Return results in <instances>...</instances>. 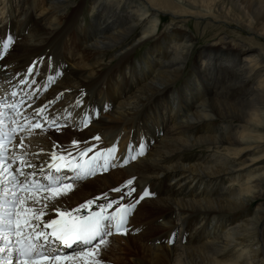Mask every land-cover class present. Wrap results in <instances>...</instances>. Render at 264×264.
Instances as JSON below:
<instances>
[{
	"label": "bare ground",
	"instance_id": "6f19581e",
	"mask_svg": "<svg viewBox=\"0 0 264 264\" xmlns=\"http://www.w3.org/2000/svg\"><path fill=\"white\" fill-rule=\"evenodd\" d=\"M83 5L88 26L77 24ZM8 36L16 39L3 53ZM0 53L3 89L18 86L36 110L47 105L45 115L66 124L60 134L24 137L34 169L53 150L86 147L116 145L118 162L147 137L143 157L49 204L71 211L105 193L116 199L112 189L133 177V198L153 194L128 234L113 237L123 242L100 251L102 264L120 251L126 264H264V0H0ZM57 63L62 74L45 88Z\"/></svg>",
	"mask_w": 264,
	"mask_h": 264
},
{
	"label": "snow or ice",
	"instance_id": "6c2138e0",
	"mask_svg": "<svg viewBox=\"0 0 264 264\" xmlns=\"http://www.w3.org/2000/svg\"><path fill=\"white\" fill-rule=\"evenodd\" d=\"M15 39L8 36L3 40V53L8 52ZM3 53H0V59ZM43 59L37 58L27 67L29 78L38 74L36 65L42 64ZM47 59L49 70H52L53 57ZM61 74V65L57 63L54 74L52 71L45 73L44 87L54 83ZM21 83L27 87L30 79ZM84 95L85 90L81 89L76 100L78 107L83 103ZM11 96L17 97L18 92L12 91ZM23 103L22 96L10 104L0 102V264H102L100 249L109 243L107 238L114 233L127 235L130 217L141 201L153 194L145 188L137 198H133L137 192L133 177L112 189L119 194L116 199H110L105 193L71 211L59 207L49 209V204L73 191L76 183L94 177L98 172H107L112 167H124L143 157L148 148L147 137L142 136L138 145H130L126 155L118 162L116 145L95 152L93 147H86L78 150L76 155L72 151L64 155L53 150L51 162L46 169L39 168L38 177L36 171H26L34 169L35 165L26 159L21 134L31 135L34 128L45 132L49 129L59 131L64 125L55 117L45 115L47 105L36 110L37 119L33 121L23 115ZM108 108L107 104L103 106L104 111ZM91 115L90 112L81 120L84 127L91 122ZM42 123L46 127H42ZM18 135L20 143L14 145L13 141ZM94 139L99 140V137ZM76 144L77 141H73V147ZM10 146L13 149L18 147L20 151H13L9 155ZM89 153L93 154L89 156ZM50 212L55 213L54 217ZM168 242L172 243L171 240Z\"/></svg>",
	"mask_w": 264,
	"mask_h": 264
},
{
	"label": "rangeland",
	"instance_id": "374dc122",
	"mask_svg": "<svg viewBox=\"0 0 264 264\" xmlns=\"http://www.w3.org/2000/svg\"><path fill=\"white\" fill-rule=\"evenodd\" d=\"M89 21H90L89 12H88V10L86 8V5H83V8L81 10V13H80V15H79V17L77 19V24L80 25V26H88ZM189 27H191V31H194L192 25H189ZM199 44L200 45L201 44H205V41H202ZM200 45H199V47H200ZM146 49H147V45L146 44L142 45L135 52H133V54L131 55V57L132 58H138L142 53H144V51ZM55 133L60 134L59 131H56ZM113 171H115V169H113ZM87 181H89V180H87ZM122 183L123 182H121L120 185ZM178 234H179L178 230H175L173 232V237L176 238L178 236ZM178 237H180V236H178ZM108 241H109V243L106 246L101 247L100 251H102L103 248H108L109 245H110V247L111 246L112 247L113 246H117L118 244H120L121 242H123V239L122 240L121 239L120 240H114L113 237H110ZM105 259L107 260V262L110 261V260H112V263H110V264H126V262L128 263L130 261L129 256L121 253V251H120V253L117 252L116 254H113L112 257H110L109 255H107V257H105Z\"/></svg>",
	"mask_w": 264,
	"mask_h": 264
}]
</instances>
